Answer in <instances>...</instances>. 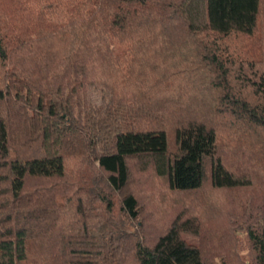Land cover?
Returning <instances> with one entry per match:
<instances>
[{
    "label": "trees",
    "instance_id": "16d2710c",
    "mask_svg": "<svg viewBox=\"0 0 264 264\" xmlns=\"http://www.w3.org/2000/svg\"><path fill=\"white\" fill-rule=\"evenodd\" d=\"M0 264H264V0H0Z\"/></svg>",
    "mask_w": 264,
    "mask_h": 264
},
{
    "label": "rangeland",
    "instance_id": "374dc122",
    "mask_svg": "<svg viewBox=\"0 0 264 264\" xmlns=\"http://www.w3.org/2000/svg\"><path fill=\"white\" fill-rule=\"evenodd\" d=\"M183 236L185 237V239L186 240H188V241H195L196 240V236L194 237L193 235L191 236V235H188V234H186V233H183Z\"/></svg>",
    "mask_w": 264,
    "mask_h": 264
}]
</instances>
